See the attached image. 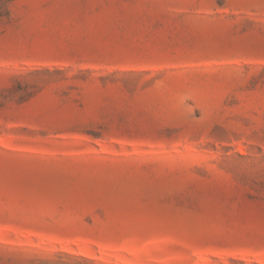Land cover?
<instances>
[{
	"label": "rangeland",
	"instance_id": "obj_1",
	"mask_svg": "<svg viewBox=\"0 0 264 264\" xmlns=\"http://www.w3.org/2000/svg\"><path fill=\"white\" fill-rule=\"evenodd\" d=\"M0 264H264V0H11Z\"/></svg>",
	"mask_w": 264,
	"mask_h": 264
},
{
	"label": "trees",
	"instance_id": "obj_2",
	"mask_svg": "<svg viewBox=\"0 0 264 264\" xmlns=\"http://www.w3.org/2000/svg\"><path fill=\"white\" fill-rule=\"evenodd\" d=\"M11 0H0V19H2L5 16H8L7 9L5 7V4L9 3Z\"/></svg>",
	"mask_w": 264,
	"mask_h": 264
}]
</instances>
